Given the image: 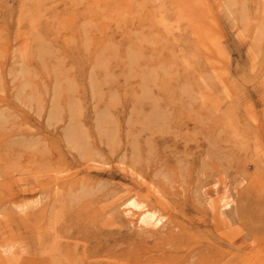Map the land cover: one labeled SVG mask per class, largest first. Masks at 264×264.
I'll return each instance as SVG.
<instances>
[{"label": "rangeland", "instance_id": "1", "mask_svg": "<svg viewBox=\"0 0 264 264\" xmlns=\"http://www.w3.org/2000/svg\"><path fill=\"white\" fill-rule=\"evenodd\" d=\"M0 264H264V0H0Z\"/></svg>", "mask_w": 264, "mask_h": 264}, {"label": "bare ground", "instance_id": "2", "mask_svg": "<svg viewBox=\"0 0 264 264\" xmlns=\"http://www.w3.org/2000/svg\"><path fill=\"white\" fill-rule=\"evenodd\" d=\"M55 112H58V108L55 106L53 109V112H51L50 117L51 118H55ZM77 132L75 133L74 129H71L70 131H68V133L66 134V137L68 138V140L73 143V145L78 148L81 149V143L79 138L77 139L76 137ZM213 193V194H212ZM210 194V193H209ZM21 199V197H20ZM209 199L213 200L214 203L212 204V207L214 208H219L220 210H223L225 208V206L228 204L227 203V196L221 194V192L217 189L212 190L211 195H209ZM10 201V200H9ZM37 198L36 199H29V200H24V202H18V203H13V209L18 212V213H24L27 209H29L30 207H33L37 204ZM10 203V204H12ZM12 206V205H11ZM12 247V246H11Z\"/></svg>", "mask_w": 264, "mask_h": 264}]
</instances>
